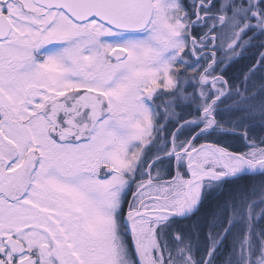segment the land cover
Segmentation results:
<instances>
[{
	"label": "snow or ice",
	"instance_id": "6c2138e0",
	"mask_svg": "<svg viewBox=\"0 0 264 264\" xmlns=\"http://www.w3.org/2000/svg\"><path fill=\"white\" fill-rule=\"evenodd\" d=\"M0 264H264V0H0Z\"/></svg>",
	"mask_w": 264,
	"mask_h": 264
},
{
	"label": "trees",
	"instance_id": "16d2710c",
	"mask_svg": "<svg viewBox=\"0 0 264 264\" xmlns=\"http://www.w3.org/2000/svg\"><path fill=\"white\" fill-rule=\"evenodd\" d=\"M223 142L229 144V145H235L236 144V141L233 137H230V136H226L223 138ZM257 180H259V177L256 178ZM248 182V181H246Z\"/></svg>",
	"mask_w": 264,
	"mask_h": 264
}]
</instances>
